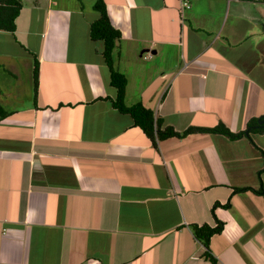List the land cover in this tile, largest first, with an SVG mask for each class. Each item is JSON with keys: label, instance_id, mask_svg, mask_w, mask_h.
<instances>
[{"label": "crops", "instance_id": "obj_1", "mask_svg": "<svg viewBox=\"0 0 264 264\" xmlns=\"http://www.w3.org/2000/svg\"><path fill=\"white\" fill-rule=\"evenodd\" d=\"M96 1L22 0L15 34L0 30L4 69L18 80L10 92L0 86L10 111L0 116V264H212L206 253L264 264V195L233 192L264 188V133L254 143L193 133L155 145L112 104L104 42L90 36ZM180 7L107 0L122 32L114 58L126 102L180 132L246 130L264 115V23L233 15L224 33L216 9ZM217 219L223 230L206 247L192 226Z\"/></svg>", "mask_w": 264, "mask_h": 264}, {"label": "trees", "instance_id": "obj_2", "mask_svg": "<svg viewBox=\"0 0 264 264\" xmlns=\"http://www.w3.org/2000/svg\"><path fill=\"white\" fill-rule=\"evenodd\" d=\"M241 1L256 2L258 0ZM22 8V0H0V30L9 31L15 34L17 30L16 21L21 14ZM94 10L99 14V17L91 24L90 36L95 41L102 40L104 42L103 55L111 72V84L117 89L116 98H111L112 104L119 112L131 115L135 124L145 132L155 145H158V142L162 140L170 139L172 137L182 138L193 133L222 134L230 140H239L248 137L254 143L251 134L264 133V125L259 124V120L264 119V115L252 118L248 123L247 129L238 132L233 131L224 122H220L213 127L190 126L185 131L180 132L173 126L165 125V120L156 116L154 110L145 106L142 102L129 105L126 102L128 77L117 69L114 58V51L117 47L118 41L122 38V32L112 24L107 9V0H97L94 4ZM33 77L35 80L34 88L37 92L39 61L36 56L34 60ZM9 114L10 111H8L0 102V116L6 117ZM245 191H252L256 194L264 195L263 187L259 189L250 186L233 187L234 194ZM230 205L231 203L229 201L225 204V207H229ZM213 213L215 214V208L213 209ZM192 227L196 238L202 241L206 247H209L211 238L216 233L223 230L224 222L218 220V226L214 228L207 224L201 227L198 225H193ZM205 256L211 260L212 264L218 263L217 259L212 254L206 253Z\"/></svg>", "mask_w": 264, "mask_h": 264}, {"label": "rangeland", "instance_id": "obj_3", "mask_svg": "<svg viewBox=\"0 0 264 264\" xmlns=\"http://www.w3.org/2000/svg\"><path fill=\"white\" fill-rule=\"evenodd\" d=\"M221 3H218L217 1H213V0H201L198 1L197 4H195V0L192 3L191 8L193 10H195V12H198V14L201 13V11H207L210 9H216V17H219V22H220V27L221 30H223L224 28V33L227 32L228 28L230 27L231 23H233V15L237 16H251L252 18H258L257 21L258 23H264V4L263 3H259L257 2H245V1H241V2H237L236 0H226V5L225 3H223V6H220ZM223 8L224 11V15L222 16V12L220 13V11H222L221 9ZM190 9V8H189ZM187 9V10H189ZM95 12V11H94ZM203 17H201L202 19ZM251 23L255 24V21L253 20H248ZM226 25V27H225ZM244 29L246 30H250L251 27L249 26L248 28L243 26ZM258 29H261L262 24L257 25ZM253 41V40H252ZM1 43V42H0ZM10 48H7V54L10 55V57L13 56V49L14 46H9ZM5 52L2 53V51L0 50V86H2L3 92L5 93L10 92L13 90V85L15 84V82H17V78L14 77L11 74V71L9 70L7 72L6 69H4L5 66V62H8L7 57L4 54ZM11 61V60H9ZM135 68L137 67L136 63H133ZM20 81V79H19ZM127 97V96H126ZM127 100V99H126ZM10 105H13V100L10 101ZM9 107V106H8ZM258 144H260V146L264 147V138L259 137V139L257 140ZM250 180V179H248ZM246 180H244L245 182ZM259 184V183H258ZM244 186V185H243ZM261 183L260 185H258V189L261 188Z\"/></svg>", "mask_w": 264, "mask_h": 264}, {"label": "built area", "instance_id": "obj_4", "mask_svg": "<svg viewBox=\"0 0 264 264\" xmlns=\"http://www.w3.org/2000/svg\"><path fill=\"white\" fill-rule=\"evenodd\" d=\"M264 3V0H261ZM191 7V1L190 0H181V8L182 10L184 9H189Z\"/></svg>", "mask_w": 264, "mask_h": 264}, {"label": "clouds", "instance_id": "obj_5", "mask_svg": "<svg viewBox=\"0 0 264 264\" xmlns=\"http://www.w3.org/2000/svg\"><path fill=\"white\" fill-rule=\"evenodd\" d=\"M191 1V0H190ZM257 2V1H256ZM258 2H260V3H263L261 0H258ZM264 4V3H263ZM191 8V7H190ZM180 12L182 13V14H184V12L187 10V9H184V10H182V8L180 7Z\"/></svg>", "mask_w": 264, "mask_h": 264}, {"label": "water", "instance_id": "obj_6", "mask_svg": "<svg viewBox=\"0 0 264 264\" xmlns=\"http://www.w3.org/2000/svg\"><path fill=\"white\" fill-rule=\"evenodd\" d=\"M259 124H260V125H264V119H260V120H259Z\"/></svg>", "mask_w": 264, "mask_h": 264}]
</instances>
